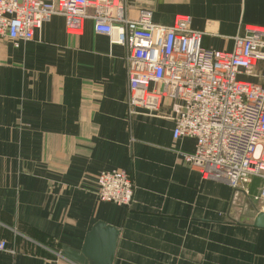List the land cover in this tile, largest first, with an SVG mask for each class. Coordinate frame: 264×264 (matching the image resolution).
I'll return each instance as SVG.
<instances>
[{"label":"crops","instance_id":"crops-1","mask_svg":"<svg viewBox=\"0 0 264 264\" xmlns=\"http://www.w3.org/2000/svg\"><path fill=\"white\" fill-rule=\"evenodd\" d=\"M126 2L130 18L187 16L215 50H230L247 25L264 27V0ZM127 94L124 49L90 20L68 34L54 15L33 40L0 42V264H92L64 252L78 253L96 222L118 231L111 264H264V229L247 220L259 180L242 203L202 179L180 155L194 141L174 140L168 118L129 115ZM112 169L130 176L129 206L96 196V175Z\"/></svg>","mask_w":264,"mask_h":264},{"label":"built area","instance_id":"built-area-1","mask_svg":"<svg viewBox=\"0 0 264 264\" xmlns=\"http://www.w3.org/2000/svg\"><path fill=\"white\" fill-rule=\"evenodd\" d=\"M54 15L68 34L90 20L96 34L123 47L129 115L170 119L174 140L194 141L192 153H180L189 168L247 196L258 179L252 200L264 201L263 26L247 25L231 37L230 50H215L203 46V32L187 16L158 24L141 9L130 18L126 0H0V40L14 47L31 41ZM96 186L101 202L129 206L133 199L125 170L100 171Z\"/></svg>","mask_w":264,"mask_h":264},{"label":"water","instance_id":"water-1","mask_svg":"<svg viewBox=\"0 0 264 264\" xmlns=\"http://www.w3.org/2000/svg\"><path fill=\"white\" fill-rule=\"evenodd\" d=\"M251 226L264 229V212H257L253 217L247 218ZM118 231L116 228L103 222H96L87 232L80 251L76 254L64 252V255L81 261L82 257L88 258L92 264H111Z\"/></svg>","mask_w":264,"mask_h":264},{"label":"rangeland","instance_id":"rangeland-1","mask_svg":"<svg viewBox=\"0 0 264 264\" xmlns=\"http://www.w3.org/2000/svg\"><path fill=\"white\" fill-rule=\"evenodd\" d=\"M2 41H7L6 39H1L0 40V42H2ZM228 186V185H227ZM236 195L239 193V194H241V202L243 203V198L244 197H247V195H245L241 190H236ZM252 197V196H251ZM250 197V198H251ZM249 198V199H250ZM247 199H248V197H247ZM250 201L252 202L251 204H252V206H253V209H251V212H252V216L253 215H255L257 212H264V210L261 208L262 207V205L260 204V203H262L263 205H264V201H254V200H252V198L250 199ZM238 203V205L239 206H237V208L239 209V211H241V210H243L242 209V203ZM241 209V210H240ZM247 211H250V209L249 210H247ZM239 213V212H238ZM240 214V213H239Z\"/></svg>","mask_w":264,"mask_h":264}]
</instances>
